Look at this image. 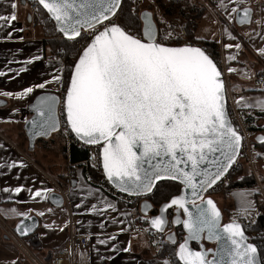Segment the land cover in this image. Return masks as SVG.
I'll use <instances>...</instances> for the list:
<instances>
[{
  "label": "snow or ice",
  "instance_id": "snow-or-ice-1",
  "mask_svg": "<svg viewBox=\"0 0 264 264\" xmlns=\"http://www.w3.org/2000/svg\"><path fill=\"white\" fill-rule=\"evenodd\" d=\"M240 2L242 0L230 9L229 18L235 14L241 24L250 23L251 9H241ZM38 4L50 14L68 40H86L71 66L63 106L66 124L75 136L85 144L102 145V165L107 179L121 192L135 196L152 192L157 182H180L183 194L174 195L147 222L162 233L169 223L167 210L175 209L173 222L187 231L175 252L182 264H261V250L249 242L244 226L237 219L221 224L219 208L211 198H203V193L222 181L236 163L243 140L230 119L223 71L212 53L191 44L169 46L164 40L171 34L161 37L149 12L143 13L142 35L135 34L131 26L115 19L122 11V0H38ZM9 6L10 13L0 14V29L10 28L17 20L16 0H11ZM220 6L228 11L223 0ZM89 32L90 40L87 39ZM3 39H12V33ZM225 47L230 49L233 45ZM235 47L240 49L241 45ZM259 52L264 55V48ZM40 59V55L31 56L18 62L21 63L19 68L5 65L0 69V77L9 72L18 76L26 71L25 65ZM228 59L236 57L230 55ZM63 67L61 62L50 80H42L20 92L0 94L23 98L34 89H46L52 82L63 85ZM227 71L236 69L229 66ZM239 99L245 101L244 97ZM59 104L60 97L56 95L46 93L37 98L31 106L36 115L31 121L26 120L33 136H46L58 130ZM241 106L259 107L264 111V101L245 102ZM260 139L264 142V137ZM17 165L26 167L23 161H11L0 167ZM2 191L10 194L8 199H12V193L18 195L27 191L30 199L48 200L51 189L25 188L21 184ZM57 199L62 204V198L52 197L54 203ZM252 204L253 201L245 199L241 212L248 214ZM104 208L116 211L111 202L105 201ZM148 208L145 204L144 210ZM10 211L24 217L16 228L19 235H27L37 226L29 214L31 210L20 212L13 208ZM90 211L100 210L93 205ZM38 214L45 215L44 212ZM118 223L126 225L120 232L133 226L131 220ZM204 239L215 241L217 248L202 245L199 251L190 248V241ZM168 240L176 243L172 234ZM99 242L105 244L107 240ZM121 250L129 252L131 241ZM163 264H172V261L164 259Z\"/></svg>",
  "mask_w": 264,
  "mask_h": 264
},
{
  "label": "crops",
  "instance_id": "crops-1",
  "mask_svg": "<svg viewBox=\"0 0 264 264\" xmlns=\"http://www.w3.org/2000/svg\"><path fill=\"white\" fill-rule=\"evenodd\" d=\"M10 2L11 0H0V14L12 11ZM237 2L238 0H223L228 9L226 11L225 7L220 6L221 0H208L204 5L206 9L199 20L195 36L203 41L218 44L222 69L227 76H232L234 82L232 89L235 95L244 97L243 103L255 104L257 101H264V86L253 80L258 73L264 71V55L259 52V49L264 48V0H242L239 3L240 8L245 6L253 8L251 23L246 25H238L234 20L235 14L233 18H229V11ZM16 3L17 20L12 22L10 28L0 29V69H4L5 65L19 68L21 63L18 62H23L34 55H40L42 59L25 65L26 71L18 76L9 72L6 76L0 77V93L20 92L27 86L42 80H50L62 62L60 57L51 59L54 53L49 43L51 38L45 35L41 24L31 23L28 19L26 3L23 0H16ZM207 20L213 23L215 32H206L207 37H203L201 27ZM9 32L12 33V39H3ZM21 36L22 40L19 39ZM191 41L203 45L201 41ZM226 44H232L233 47L226 48ZM236 44H240L241 48L237 49ZM230 55L236 59L229 60ZM9 61L13 63L9 64ZM229 66L236 71L228 72ZM57 84L52 82L46 89L34 90L56 91ZM29 96L30 94L19 98L0 94V165H6L11 161H23L26 165L0 167V216L13 228L24 217L15 215L11 209L15 208L20 212L31 210L29 214L37 216L38 227L33 234L24 237L23 240L45 262L50 261L55 252L65 244L72 228L84 234L88 240L87 244L77 249V264H163L165 258L153 250L146 236L136 229L134 221L141 214L139 204H134L130 209L123 208L117 199L92 184L83 172L69 175L68 158L65 159L63 156L64 149H67L66 139L59 131L49 137L38 136L35 147L28 148L25 123L32 115L28 110ZM258 134L264 132H256L255 138ZM21 184L25 185V188H48L51 189L50 193L60 191L58 184L64 190L65 202L57 206L50 198L30 199L27 191H22L18 195L12 193V199H8L10 194L2 191L5 187L14 188ZM261 186L262 189L258 186L231 189L229 191L230 202L233 205L231 211L241 209L245 199L253 201L251 209L264 210L263 182ZM105 201L111 202L116 211L105 209ZM77 204L81 206L77 208ZM93 205L100 211H90ZM48 209L52 211L48 212ZM39 212H44L45 215L40 216ZM125 213L129 215L126 216ZM120 220H131L132 228L120 232V228L126 226L118 223ZM46 224L50 227H45ZM61 228L63 230H60ZM109 236H115L116 239L108 240ZM100 240H107V243L101 244ZM129 241L131 250L122 251L121 249L128 246ZM18 244L0 234V264L13 262L32 264Z\"/></svg>",
  "mask_w": 264,
  "mask_h": 264
},
{
  "label": "built area",
  "instance_id": "built-area-1",
  "mask_svg": "<svg viewBox=\"0 0 264 264\" xmlns=\"http://www.w3.org/2000/svg\"><path fill=\"white\" fill-rule=\"evenodd\" d=\"M24 1L28 8V13L31 12L30 17L32 21L34 12L39 9L40 5L38 4L37 0H24ZM182 34L183 35L177 36L178 39H182V41L178 43L179 45L191 44V45H199L204 47L200 43H195L191 40H187V38L185 37V30H182ZM63 51L64 50L61 48L59 53L51 55V59L61 57V53ZM224 74H225L226 82H228V76L226 73ZM253 80L259 85L264 86V71L258 73L253 78ZM66 88L67 85L65 86L64 84L63 85L57 84L56 92L59 94L60 97V104L58 106V114L60 120L59 132H61L66 139L69 175L72 176L79 171L83 172L84 170H88V168L91 167L102 175L97 186H99L104 192H106L108 195L112 196L117 200H121L126 203L136 204L137 202L136 196L125 194L119 191L117 188L112 186V184L104 176L103 168H102V159H101L102 145L85 144L83 141L79 140L67 126L64 106H63ZM227 97H228V93H227ZM229 102L231 103V101H228V104ZM256 111L257 110H253V109L251 110V108L238 106L233 102L231 103L229 113L231 115V119L234 125L238 128V130L241 132L243 137L242 148L240 150V154L237 158V161L234 165L235 166H238L239 164L246 165L250 170L251 174L254 175L258 187L262 189L261 186L262 182H261V178L259 177H261V175H264V173L262 174L258 171L257 165L258 164L262 165L264 168V148L258 146L256 144L257 141L255 140L257 125L255 121L252 119V116L253 114L256 113ZM72 146L86 151L87 158L82 161L72 163L69 158L70 149ZM227 175L225 178L222 179V181L219 182L220 185H222V187L225 189L227 187L228 181L230 180L229 179L230 176ZM57 186L59 187L60 192L64 194V190L58 184ZM259 213H260L259 208L250 209L248 214H244L241 212V209H237L234 211L233 217L230 218V221L233 219H237L238 222H240L244 227L245 226L251 227L254 226V224L256 223L258 219L257 217H259ZM147 221L148 219L145 218L144 216L143 219L142 217H137L134 221L136 229L146 236L153 250H155L157 253H161V255L165 259L172 261L173 264H180V262L176 260V257L174 256L171 250H166L162 252L164 246L162 234L150 228ZM0 234L1 236L7 235L9 239H11L13 242L17 244L19 243L20 248L23 250V254L32 264H77L76 262L77 249L80 246L87 244L88 242L87 237L84 234L76 232L71 228L68 233V238L65 244L55 252L54 256L50 261L45 262L42 259H40V257L37 255L36 252H34L31 249V247L27 245V243L23 240V238L19 237L16 234L13 227H11L1 216H0ZM255 234L260 235L264 239V228L258 229L257 231H255Z\"/></svg>",
  "mask_w": 264,
  "mask_h": 264
},
{
  "label": "trees",
  "instance_id": "trees-1",
  "mask_svg": "<svg viewBox=\"0 0 264 264\" xmlns=\"http://www.w3.org/2000/svg\"><path fill=\"white\" fill-rule=\"evenodd\" d=\"M144 9H150L153 11L152 7L147 6ZM204 5H199L195 8L192 12H187L184 14L185 19V28H186V35L190 38V40H196L201 41L203 43V46L205 49L212 53L215 60L218 62V65L220 68H222V61H221V54L219 46L216 42L213 41H203L201 39H196L195 32L199 24V20L203 14V11L205 10ZM40 15L36 19H41V21H38L37 24H41L44 29V33L46 36L50 37V45L52 48L53 54H57L60 52V49L62 48L64 51L61 53V59L63 62V84L66 86L68 83V80L71 75V66L74 64L75 60L78 57V54L80 50L86 45L85 39L76 38V40H68L62 36V34L56 29L54 22L49 17V15L46 13V11L39 6ZM142 9H133V4L131 1L123 0L122 2V11L119 12L117 17L115 19L120 22L121 24H126L131 26L132 31L137 35H142V21L140 19V12ZM89 40V39H88ZM169 44V43H168ZM246 44V41L245 43ZM246 47V46H245ZM228 82L230 85L233 86V78L231 75H228ZM40 91L34 90L33 93L30 94L28 100L29 102L33 100L35 95H37ZM252 119L255 121L257 125V133L264 132V111H256L255 114H253ZM256 144L260 147L264 148V142L259 143L256 142ZM63 156L65 159L68 158L67 149H64ZM70 161L72 163H76L79 161H82L87 158V152L81 149H78L74 146L70 149V155H69ZM234 171L238 173L237 177L230 178L229 183H227V189L231 190L233 188H248V187H256L257 181L254 178V175L251 174L248 167L244 164H239L238 166L233 165L232 169L228 173L227 176H231ZM83 173L85 176L89 179V181L94 184L98 185L99 180L101 179L102 175L95 171L93 168H88V170H84ZM243 177V179H240ZM261 182L264 183V175H261ZM220 186V183H218L214 189L217 190ZM181 189V184L175 181H163L159 182L152 193L145 197H137L138 202L147 199L150 200L151 203L154 205V207L157 209L161 204L168 201L172 196L178 194ZM210 194V192H209ZM217 200V199H216ZM118 203L121 207L130 209L134 204L132 203H126L121 200H118ZM173 215V211H170V216ZM225 215V212H224ZM139 217H143V215L139 214ZM230 215L227 218V221H230ZM257 221L254 224V226L247 227L245 226V231L249 235L251 241H253L258 248L261 250V258L262 263L264 264V239L258 235L255 234V231H257L260 228H264V210H260L259 217H257ZM175 231V238L176 243L173 244L171 241H169L164 234H162L163 239V251L171 250L172 253L175 255L176 248L179 242L182 241L184 236V231L179 227L173 228ZM178 261V259L176 258ZM179 262V261H178Z\"/></svg>",
  "mask_w": 264,
  "mask_h": 264
},
{
  "label": "rangeland",
  "instance_id": "rangeland-1",
  "mask_svg": "<svg viewBox=\"0 0 264 264\" xmlns=\"http://www.w3.org/2000/svg\"><path fill=\"white\" fill-rule=\"evenodd\" d=\"M128 1L132 2L133 9L139 10L142 8L144 9L147 6L152 7L154 15H155V19L159 25V35L161 37H165L166 34H169V33L171 34V35H168L167 38L164 40V42L167 44L168 43L178 44L179 42H181L182 39H178L177 36L183 35L182 30H185V37L187 38V40H190V38L186 35L184 14L187 12L194 11L197 6L206 5V3L208 2V0H128ZM208 15H210V13ZM29 16H31V12L29 13ZM39 16H41L40 11L36 10L34 12L33 20L31 21V23L37 24L38 21H41V19H36ZM201 31L204 33L202 34V36L207 37L206 32L214 33L215 27L210 20H207L206 22H204L203 26L201 27ZM90 38H91V32L88 33L87 39H90ZM226 87L228 90L227 92L228 97H229L228 101H231V103L234 102L236 105L241 106L243 102L240 101V99H238L240 98L238 95L237 96L235 95L234 93L235 91L234 89H232V85H230L229 82H227ZM231 103L229 102L228 104L229 111H230ZM247 108H251V110L253 109V110L259 111V108L257 107H247ZM55 137L56 139L59 140L57 136ZM257 169L260 173L262 174L264 173V168L262 165L258 164ZM237 175L238 173L234 171V173L230 176V178L237 177ZM216 189L217 190L213 189L212 191H210V194L213 195L217 199V202L219 204L218 206L221 207V209L223 210V213L225 212L224 221H227V218L229 217V215H230V218H232L233 213L235 211V210L231 211L233 205L230 202L231 200L230 192H229L230 190L227 189V187L226 189L223 188L222 185H220Z\"/></svg>",
  "mask_w": 264,
  "mask_h": 264
},
{
  "label": "water",
  "instance_id": "water-1",
  "mask_svg": "<svg viewBox=\"0 0 264 264\" xmlns=\"http://www.w3.org/2000/svg\"><path fill=\"white\" fill-rule=\"evenodd\" d=\"M24 1V0H23ZM38 1V0H37ZM25 2V1H24ZM122 2H123V0H122ZM41 6V5H40ZM42 8H43V6H41ZM246 7V6H245ZM245 7H243V8H245ZM243 8H241V9H243ZM247 8H250L251 9V16H250V20H252V16H253V8L252 7H250V6H247ZM44 9V8H43ZM45 10V9H44ZM46 11V10H45ZM145 12H149V13H151V15H152V19H153V21H154V23H155V26H156V29L158 30V33H159V25H158V23H157V21H156V19H155V15H154V12L152 11V10H150V9H143L141 12H140V19H141V21H142V28H143V23H144V21H143V13H145ZM46 13H47V11H46ZM48 15H49V17H50V14L49 13H47ZM51 18V17H50ZM28 19L29 20H31V17L28 15ZM234 20H236V22H237V24L238 25H246V24H249V22H245L244 24H241L240 22H239V17L238 16H236L235 15V19ZM53 22H54V24H55V21L54 20H52ZM251 23V22H250ZM55 27H56V25H55ZM56 29L58 30V28L56 27ZM59 31V30H58ZM60 32V31H59ZM61 33V32H60ZM62 34V33H61ZM62 36L64 37V35L62 34ZM64 38H66V37H64ZM67 39V38H66ZM167 44V43H166ZM169 46H183V45H179V44H168ZM194 46H198V47H201L202 49H205L204 47H202V46H199V45H194ZM77 59H78V57H77ZM76 59V60H77ZM75 60V61H76ZM219 66V65H218ZM221 70H222V68H221ZM223 71V70H222ZM71 76V75H70ZM223 79H224V83H225V88H226V107H227V110H228V113L230 112L229 111V106H228V97H227V82H226V78H225V75H224V73H223ZM69 83H70V78H69V80H68V83H67V87L69 86ZM67 89V88H66ZM50 94V95H56V96H59V94L56 92V91H43V92H39L37 95H35V97L33 98V100L32 101H30L29 102V104H28V110L31 112V117L28 119V121H31V119L36 115V113L33 111V109H32V105L33 104H35L36 102H37V98L39 97V96H41V95H44V94ZM229 116H230V119H231V115H230V113H229ZM65 117H66V113H65ZM57 118L59 119V114H58V108H57ZM231 121H232V119H231ZM59 122H60V120H59ZM232 123H233V121H232ZM233 125H234V123H233ZM235 126V125H234ZM25 128H26V131H27V135H28V142H29V144H28V148L29 149H33L34 147H35V145H36V141H37V139H38V136H33L31 133H30V131H29V129L31 128V125L30 124H28V123H25ZM60 130V125H59V128H58V130L57 131H55V132H51L49 135H46L45 137H49L50 135H52L53 133H56V132H58ZM73 133V132H72ZM74 134V133H73ZM75 135V134H74ZM260 137H264V134H258L257 135V137L255 138V140L257 141V142H259V143H263L262 141H261V139H260ZM101 153H102V149H101ZM101 159H102V155H101ZM235 164V163H234ZM233 164V165H234ZM233 167V166H232ZM102 168H103V165H102ZM232 169V168H231ZM230 169V170H231ZM230 170H229V172H230ZM103 173H104V170H103ZM228 174V173H227ZM226 174V175H227ZM104 176L107 178V176H106V174L104 173ZM223 179V178H222ZM108 180V179H107ZM74 181V180H73ZM109 181V180H108ZM110 182V181H109ZM175 182H178V183H180L179 181H175ZM220 181H218L217 182V184L219 183ZM74 183H75V181H74ZM111 183V182H110ZM159 182H157V184H158ZM112 184V186H114L115 188H117L113 183H111ZM217 184H215V185H213L212 186V188H209L206 192H204L203 193V198L205 199V200H207L208 198H211L213 201H214V203L216 204V206L219 208V210H220V212H221V215H222V219H221V224H227V223H230L231 221H224V213H223V210L221 209V207L220 206H218L219 204H218V202H217V200H216V198L213 196V195H211V194H209V192L210 191H212L213 189H214V187L217 185ZM156 187V186H155ZM155 187H154V189H155ZM118 189V188H117ZM153 189V190H154ZM119 190V189H118ZM120 191V190H119ZM153 192V191H152ZM152 192H150V193H152ZM183 192H184V189H183V186L181 185V189H180V192L178 193V194H176V195H179V194H183ZM150 193H147V194H143V195H140V196H136V197H145V196H147V195H149ZM125 194H128V193H125ZM130 195V194H129ZM57 197V198H62V204L60 203V200L59 199H57L56 200V202L54 203L53 202V200H52V197ZM133 196H135V195H133ZM49 197H50V201L54 204V205H57V206H61V205H63L64 204V202H65V199H64V195H63V193L62 192H60V191H54V192H52V193H50V195H49ZM173 197V196H172ZM171 197V198H172ZM170 198V199H171ZM170 199L168 200V201H166V202H164L163 204H161L157 209L154 207V205L151 203V201L150 200H147V199H143L142 201H141V203H140V206H139V208H140V212H141V214L144 216V217H146L147 219H148V221H150V219L152 218V217H154V216H156L158 213H159V211H160V209H161V207L165 204V203H167V202H169L170 201ZM197 203H200V201L199 200H197L196 201ZM145 204H148L149 205V208L145 211L144 210V205ZM155 210H157L158 211V213L157 214H152V212L153 211H155ZM173 211V215L172 216H170V211ZM32 217H33V219L37 222V226L33 229V231H31V232H29L27 235H24V236H21V235H19L18 233H17V231H16V228H17V225L20 223V220L17 222V224L14 226V231L16 232V234L19 236V237H21V238H24V237H27V236H29V235H31V234H33L34 232H35V230H36V228L38 227V223H39V221H38V218H37V216L36 215H31ZM175 216H176V212H175V209L174 208H169L168 210H167V219H168V221H169V223L168 224H170V226L172 227V228H175V227H179V226H181V228L183 229V231H184V236H183V239H182V241L181 242H183V240L186 238V236H187V231H186V229H184L183 228V226L182 225H177V224H175L173 221H174V218H175ZM181 218L183 219L184 218V216H183V214H182V210H181ZM22 219H24V218H22ZM26 223H32V221H28V220H26L25 221ZM148 225L150 226V224L148 223ZM168 226V225H167ZM151 228V227H150ZM167 228V227H166ZM166 228L164 229V231L163 232H165V230H166ZM154 230V229H153ZM156 232H158V233H161V232H159L158 230H155ZM162 232V233H163ZM170 234H172V235H174V236H176L175 235V231H174V229L170 232V233H167L165 236H166V238L168 239V236L170 235ZM245 234L249 237V235L247 234V232L245 231ZM4 237L5 238H8L9 239V237L7 236V235H4ZM176 239V238H175ZM181 242H179L178 243V245H177V248H176V251L178 250V247H179V244L181 243ZM249 242H252V243H254L253 241H251V239H250V237H249ZM201 245L204 247V248H210V249H213V250H215L216 248H217V243L215 242V241H208L207 239H204L203 241H190L189 242V246H190V248H192L193 250H196V251H199V250H201ZM209 245V246H208ZM177 259H178V257H176ZM260 259H261V264H263L262 263V258L260 257ZM179 261V260H178ZM180 262V261H179ZM180 264H182V262H180Z\"/></svg>",
  "mask_w": 264,
  "mask_h": 264
},
{
  "label": "flooded vegetation",
  "instance_id": "flooded-vegetation-1",
  "mask_svg": "<svg viewBox=\"0 0 264 264\" xmlns=\"http://www.w3.org/2000/svg\"><path fill=\"white\" fill-rule=\"evenodd\" d=\"M224 75H225V74H224ZM141 201H142V200H141ZM141 201L138 202V200H137L136 204H139V206H140ZM157 213H158L157 210H155V211L152 212V214H157ZM145 218H146V217H145ZM172 230H173V228H172V227L170 228V224H168V226H167L165 232H163V233H161V234L166 235L167 233H170ZM208 246H209V245H208Z\"/></svg>",
  "mask_w": 264,
  "mask_h": 264
}]
</instances>
